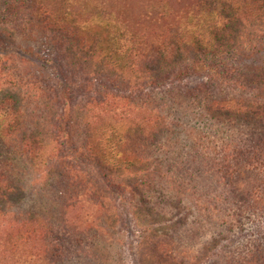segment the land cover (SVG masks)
<instances>
[{"label":"trees","instance_id":"1","mask_svg":"<svg viewBox=\"0 0 264 264\" xmlns=\"http://www.w3.org/2000/svg\"><path fill=\"white\" fill-rule=\"evenodd\" d=\"M6 8H12V0ZM41 10L32 11L40 16V28L49 32L55 49L66 51L61 62L55 57L59 69L46 75L9 70L0 86L23 95L21 106L9 105L6 116L27 115L29 100L35 105L29 119L20 123H28L22 141L35 169L44 166L52 183H65L63 189L58 182L50 186L53 198L92 208L95 213L84 222L87 231L132 223L142 235L138 247L151 264H170L179 255L165 249V240L148 237L151 223L146 219L140 227L135 218L142 212L149 218L169 206L176 213L188 211L190 218L196 214L210 223L215 220L225 231L237 227L241 217L257 214L264 227V63L247 64L264 59V0H197L190 15L154 39L120 29L111 37H93L99 23L84 25L72 13ZM28 55L22 49L0 50V67L23 62ZM196 122L204 124L196 127ZM179 134L216 184L231 190L229 195L196 196L190 182L211 175L207 170L196 167L189 178L178 179L169 171L171 155L160 161L137 151L147 141L166 151L177 148ZM160 139L164 141L158 146ZM185 167L181 174L189 171L188 163ZM44 171L37 169L40 177ZM251 176L256 185L237 196L235 186ZM4 184L0 181V195L9 189ZM152 198L162 206H155ZM17 216L20 222L31 217ZM30 221L36 223V217ZM213 244L207 247L210 264H264L260 243L250 242L242 253H230L214 238Z\"/></svg>","mask_w":264,"mask_h":264},{"label":"rangeland","instance_id":"2","mask_svg":"<svg viewBox=\"0 0 264 264\" xmlns=\"http://www.w3.org/2000/svg\"><path fill=\"white\" fill-rule=\"evenodd\" d=\"M10 1L0 0V50L5 52L22 49L29 55L23 62L1 66L0 78H6L3 73L9 70L35 75L41 72L46 75L51 74L52 70L59 69L55 57L61 62L66 51L63 48L60 50L57 46L55 49L50 43L49 32L40 28V16L32 12L37 11L39 7H42L41 12L47 9L72 13L74 17L78 16L84 25L93 23L96 26V23H99L93 37L96 35L102 38L106 35L111 37L120 29L128 31V34L154 39L170 24L190 15L197 0H12V8L7 9ZM49 56L50 63L45 61V57ZM262 62L264 63V59L260 58L256 62L247 64L251 67H259ZM7 88L0 86V181L9 187L4 195L2 193L6 189L0 195V264H151L145 257L146 253L138 247L142 235L132 223L127 222V226L115 230L106 228L87 231L84 222L95 213L92 208L82 203L75 204L73 201H60V196L53 198L54 195L49 189L58 181L52 183L53 181L44 171V166L43 168L36 166L40 173L44 171V175L39 176L41 174L26 156L22 141L27 134L23 128L28 126V123L22 127L20 123L29 119L28 113H31L35 105L29 100L30 104L26 109L28 116L25 114L16 115L15 118L6 116L5 110H8V106L12 105V108L21 106L20 100L23 97L22 95L20 98L16 92L6 91ZM23 104L22 107L25 109L27 98ZM43 123L36 122V124ZM45 124L44 127L48 125L47 122ZM203 124L204 122H196L195 126L199 127ZM33 131L44 132L42 129H33ZM177 140L179 147L168 151L156 145H149V141L142 144V148L137 151H140V154L149 153L160 161H165L167 156L171 155L167 163L172 166L169 171L178 179L189 178L196 167L207 170L211 175H202L190 182L191 185L196 186V196L199 192L205 194L222 192L229 195L231 190L228 188L224 191L216 184V177L214 178V175L212 177L210 169L203 168L204 162L191 149L190 142L186 143L182 134L178 135ZM163 141L164 139H160L158 146L163 144ZM170 142L175 141L170 139ZM182 145L185 147L180 150ZM129 147L134 150L132 142ZM185 163H188L189 171L181 174L180 169H188ZM251 177L249 181L242 182L244 183L242 186H235L237 189H234V192L237 196L248 192L256 185L254 176ZM58 185L62 189L66 188L65 183L60 182ZM147 195L151 199V194ZM147 195L145 194L144 198H147ZM156 196L158 197L157 192L152 197L155 199ZM135 199H138V196ZM154 199L152 198L151 202L160 208L162 205L157 204L159 200ZM182 199L184 200L185 196ZM187 204L185 202V205ZM174 206L183 207L178 203ZM147 207L152 208V205ZM229 207L234 209L232 206ZM165 210L166 212L161 214L155 212L149 218H145L142 212L135 218L140 223V227L141 221L147 219L151 223L148 237L156 236L155 239L165 240L167 243L165 249L179 255L174 261L171 260L170 264L180 262L210 264L213 258H210L211 254H208L210 249L207 247L214 246L211 245L213 238L216 245L225 246L230 253H242L250 242L264 245V227L260 215L243 216L238 224H235L237 227L225 231V227H218L215 220L210 223V219L203 220L196 214L193 215V220L188 211L185 213L181 209L176 213V210L169 206ZM18 213H30L31 217H36L37 222L30 221L31 217L25 222H20ZM181 213L183 216L180 215ZM45 217H50V220ZM196 221L201 224H197ZM42 223H47L49 227L42 228ZM166 236L173 238L170 241ZM204 245L206 247H202ZM203 248L204 252L201 251ZM100 252L107 256L101 255Z\"/></svg>","mask_w":264,"mask_h":264}]
</instances>
